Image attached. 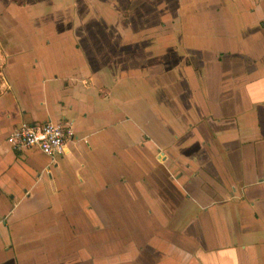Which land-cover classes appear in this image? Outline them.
Segmentation results:
<instances>
[{
  "label": "crops",
  "instance_id": "1",
  "mask_svg": "<svg viewBox=\"0 0 264 264\" xmlns=\"http://www.w3.org/2000/svg\"><path fill=\"white\" fill-rule=\"evenodd\" d=\"M0 20L23 34L0 37V264H264V0ZM33 122L70 128L62 156L7 146Z\"/></svg>",
  "mask_w": 264,
  "mask_h": 264
},
{
  "label": "built area",
  "instance_id": "2",
  "mask_svg": "<svg viewBox=\"0 0 264 264\" xmlns=\"http://www.w3.org/2000/svg\"><path fill=\"white\" fill-rule=\"evenodd\" d=\"M72 138L70 128L51 122L20 123L5 137L14 152L36 150L50 159L62 156Z\"/></svg>",
  "mask_w": 264,
  "mask_h": 264
},
{
  "label": "rangeland",
  "instance_id": "3",
  "mask_svg": "<svg viewBox=\"0 0 264 264\" xmlns=\"http://www.w3.org/2000/svg\"><path fill=\"white\" fill-rule=\"evenodd\" d=\"M10 1L14 4H22L24 2V0H10ZM1 22H0V37H11V36L12 37H23V34L21 33V30L18 29V27L16 29H13L12 27L13 25L11 26L9 24L3 25ZM2 60H3V55L0 53V72L2 68ZM0 80H1V76H0Z\"/></svg>",
  "mask_w": 264,
  "mask_h": 264
}]
</instances>
